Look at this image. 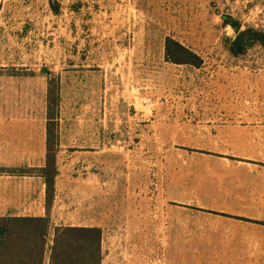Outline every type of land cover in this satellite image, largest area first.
I'll list each match as a JSON object with an SVG mask.
<instances>
[{
  "label": "rangeland",
  "instance_id": "374dc122",
  "mask_svg": "<svg viewBox=\"0 0 264 264\" xmlns=\"http://www.w3.org/2000/svg\"><path fill=\"white\" fill-rule=\"evenodd\" d=\"M57 3L59 13L54 14L48 0H0V115L24 119L27 132L46 133L48 80L57 78L60 94L57 136L107 133L109 139L104 143L114 145L116 165L121 166L129 159L145 167L141 172L147 182L143 189L145 211L139 217L141 231L138 225L128 223L132 216L126 211L128 207L122 197L128 190L116 188L115 205H109L114 212L101 227L102 245H130L136 248V260L140 254L141 264H170L169 254L158 250L160 240L154 236L158 195L162 190L164 199L168 196L165 186L170 180L193 183L202 179L204 174L189 172L187 166L202 163V155L194 147L203 146L204 142L176 139L172 132H180L183 127L168 122L175 121L182 109L193 112L188 103L196 106L210 98L215 100L211 96L216 85L208 81L207 71L180 72L176 70L180 67L166 65L162 60H134L135 54L161 53L166 37L184 41L199 54L228 52L223 38L233 36L234 31L223 26L221 15L239 20L242 28L264 29V0H57ZM247 53H264V49L254 46ZM186 104L188 109L184 107ZM144 105L159 106L166 124L156 127L140 116L138 110ZM154 132L159 134L157 138L142 136ZM34 143L38 145L39 141ZM59 155H56L58 167L65 154ZM38 157L36 149L32 160L38 163ZM80 203L78 189V207ZM106 206H102L104 211ZM48 256L46 250L44 264H48ZM129 263L134 264L131 259Z\"/></svg>",
  "mask_w": 264,
  "mask_h": 264
},
{
  "label": "crops",
  "instance_id": "0c3cea01",
  "mask_svg": "<svg viewBox=\"0 0 264 264\" xmlns=\"http://www.w3.org/2000/svg\"><path fill=\"white\" fill-rule=\"evenodd\" d=\"M162 50L158 54L136 53L134 60H162L180 67L176 69L180 72L207 71L216 90L211 96L215 100L196 106L188 103L193 112H184L181 107L175 121L168 122L183 127L172 132L176 139L204 142L194 147L202 155V163L187 166L189 172L204 176L193 183L166 182L169 192L165 199L160 191L159 209L154 213L158 250L169 254L170 264H264V53L199 54L193 50L202 61L194 66L170 63L165 60L164 46ZM188 104L184 106L187 109ZM146 106L138 110L140 116L156 127L166 124L159 106ZM26 124L19 117L0 115V218L47 214L45 184L38 172L46 153V133L27 132ZM145 135L150 139L159 136L157 132ZM108 137L102 132L58 135L56 155H65L54 182L49 211L52 226L101 228L114 212L109 207L115 205L114 189L121 188L128 190L122 196L132 216L128 223L138 225L141 231L139 217L145 211L143 189L147 184L141 172L145 167L129 159L116 165L114 145L104 143ZM37 140L38 145L34 143ZM68 141L78 144L67 145ZM36 149L38 163L32 160ZM160 185L162 188V181ZM103 205H107L106 211ZM101 249V264H128L130 259L141 264L140 254L136 260V248L130 245H102Z\"/></svg>",
  "mask_w": 264,
  "mask_h": 264
},
{
  "label": "trees",
  "instance_id": "16d2710c",
  "mask_svg": "<svg viewBox=\"0 0 264 264\" xmlns=\"http://www.w3.org/2000/svg\"><path fill=\"white\" fill-rule=\"evenodd\" d=\"M48 2L54 14H58L57 0ZM221 19L224 27L229 26L234 31L233 36L223 38L229 53L244 54L254 46L264 49V29L242 28L239 20L227 14H222ZM164 53L165 60L170 63L194 66L202 63L193 50L172 37L165 38ZM59 103V80L49 77L46 92V153L43 166L38 169L45 184L47 214L45 217L0 218V264H44L46 250H49L48 264H101L100 227L52 226L50 222L49 211L54 197L55 177L58 175L56 129Z\"/></svg>",
  "mask_w": 264,
  "mask_h": 264
},
{
  "label": "built area",
  "instance_id": "2783aa9c",
  "mask_svg": "<svg viewBox=\"0 0 264 264\" xmlns=\"http://www.w3.org/2000/svg\"><path fill=\"white\" fill-rule=\"evenodd\" d=\"M146 102H150L151 100L150 99H145Z\"/></svg>",
  "mask_w": 264,
  "mask_h": 264
}]
</instances>
